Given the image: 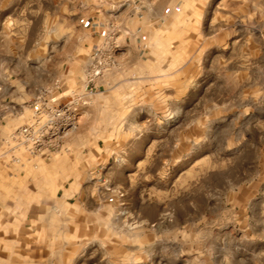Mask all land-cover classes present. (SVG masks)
<instances>
[{"label": "rangeland", "instance_id": "374dc122", "mask_svg": "<svg viewBox=\"0 0 264 264\" xmlns=\"http://www.w3.org/2000/svg\"><path fill=\"white\" fill-rule=\"evenodd\" d=\"M4 77L77 125L0 158V264H264V0H0Z\"/></svg>", "mask_w": 264, "mask_h": 264}, {"label": "built area", "instance_id": "2783aa9c", "mask_svg": "<svg viewBox=\"0 0 264 264\" xmlns=\"http://www.w3.org/2000/svg\"><path fill=\"white\" fill-rule=\"evenodd\" d=\"M104 51H101L103 54ZM100 63V55H92L85 67L84 91L93 93L94 81L106 70ZM59 84L40 88L26 103L30 109L28 117L12 132L0 137V158H10L21 163V153L28 160L51 159L61 147L62 138L71 133L77 125L74 95L62 100Z\"/></svg>", "mask_w": 264, "mask_h": 264}, {"label": "crops", "instance_id": "0c3cea01", "mask_svg": "<svg viewBox=\"0 0 264 264\" xmlns=\"http://www.w3.org/2000/svg\"><path fill=\"white\" fill-rule=\"evenodd\" d=\"M6 80L5 77L2 81L0 80V137L12 132L29 115L25 110L26 106L23 105L28 100L19 102V96L15 94L19 93L18 88L9 93Z\"/></svg>", "mask_w": 264, "mask_h": 264}]
</instances>
